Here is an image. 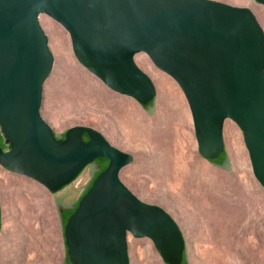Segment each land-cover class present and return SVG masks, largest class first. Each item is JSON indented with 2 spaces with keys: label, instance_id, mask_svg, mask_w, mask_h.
Returning <instances> with one entry per match:
<instances>
[{
  "label": "water",
  "instance_id": "1",
  "mask_svg": "<svg viewBox=\"0 0 264 264\" xmlns=\"http://www.w3.org/2000/svg\"><path fill=\"white\" fill-rule=\"evenodd\" d=\"M40 15L67 33L75 60L107 89L142 108L153 102L144 109L151 115L156 91L134 62L145 55L179 87L204 160L224 152L223 125L234 123L264 191L262 28L250 10L212 0H0V135L7 146L0 167L56 193L106 160L63 227L70 263L128 264L129 235L150 241L164 264H181L185 246L175 222L119 179L132 156L86 126L57 139L63 134L42 119L53 57ZM220 169L230 170L228 159Z\"/></svg>",
  "mask_w": 264,
  "mask_h": 264
},
{
  "label": "rangeland",
  "instance_id": "2",
  "mask_svg": "<svg viewBox=\"0 0 264 264\" xmlns=\"http://www.w3.org/2000/svg\"><path fill=\"white\" fill-rule=\"evenodd\" d=\"M246 8L264 32V6L252 0H212ZM53 57L44 83L40 115L54 134L74 126L96 130L132 156L120 181L140 201L158 206L177 225L187 264H264V191L254 179L240 130L222 129L229 169L197 152L191 116L179 87L143 54L136 66L156 96L151 115L117 95L74 58L67 33L40 15ZM90 171L49 193L35 182L0 167V264H63L60 206L76 201ZM128 264H164L147 239L127 237Z\"/></svg>",
  "mask_w": 264,
  "mask_h": 264
},
{
  "label": "trees",
  "instance_id": "3",
  "mask_svg": "<svg viewBox=\"0 0 264 264\" xmlns=\"http://www.w3.org/2000/svg\"><path fill=\"white\" fill-rule=\"evenodd\" d=\"M152 104H153V102L150 103V106H151ZM63 136H64V133H63V135L61 136V138H63ZM55 137H57V136H55ZM57 139H59V138H57ZM83 140H84V141H87L86 136H83ZM6 147H7V146H6V145L4 144V142H3V137L0 135V148H1L2 150H4V149H6ZM209 162H210L211 164H213V165L219 167V168H224V167L226 166V164H227V156H226L225 151H224L222 154H220V156H219L217 159L212 160V161H209ZM95 163H96V165H97V167H98V171L94 174L92 180L90 181V183H89L88 186L86 187L85 191L80 195V197L78 198V200L76 201V203L74 204V206H73L70 210H68V211H66V212H64V213H62V214H59V220H60V223H61V226H62V230H63V227H64V225H65V223H66L67 218H68V217L73 213V211L76 209L77 203H78L79 200L84 196V194L87 192V190L90 188L91 183L93 182V180H94V179L96 178V176H97L99 173H101V172L106 168V166H107V161L104 160V159H97V160H95ZM63 264H71L70 261L68 260L67 255H66V251H65V259H64V263H63ZM181 264H187V261H186V258H185V251H184V253H183V259H182V263H181Z\"/></svg>",
  "mask_w": 264,
  "mask_h": 264
},
{
  "label": "flooded vegetation",
  "instance_id": "4",
  "mask_svg": "<svg viewBox=\"0 0 264 264\" xmlns=\"http://www.w3.org/2000/svg\"><path fill=\"white\" fill-rule=\"evenodd\" d=\"M149 107H150V104L148 106L144 107L143 109H147ZM56 138H61V136L56 137ZM4 150H6V149H4ZM87 167L89 168L90 174H89V177H88L87 181L85 182V184L83 185L82 189L80 190V193L78 195V198L85 191L86 187L88 186V184L92 180L94 174L98 171V167H97L95 161L93 163H91L90 165H88ZM4 170L7 171V172H9L6 169H4ZM78 198L76 199V201L78 200ZM76 201H74L73 203H71L69 205H62V206H60L59 214H62L64 212L70 210L74 206V204L76 203Z\"/></svg>",
  "mask_w": 264,
  "mask_h": 264
},
{
  "label": "bare ground",
  "instance_id": "5",
  "mask_svg": "<svg viewBox=\"0 0 264 264\" xmlns=\"http://www.w3.org/2000/svg\"><path fill=\"white\" fill-rule=\"evenodd\" d=\"M234 124V123H233ZM236 126V125H235Z\"/></svg>",
  "mask_w": 264,
  "mask_h": 264
}]
</instances>
